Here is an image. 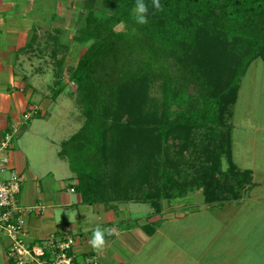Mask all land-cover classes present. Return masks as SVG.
<instances>
[{"label": "trees", "instance_id": "obj_1", "mask_svg": "<svg viewBox=\"0 0 264 264\" xmlns=\"http://www.w3.org/2000/svg\"><path fill=\"white\" fill-rule=\"evenodd\" d=\"M144 2L143 25L134 19L136 0L82 2L73 37L87 47L70 80L86 119L60 152L80 177L74 189L85 204L117 210L136 201L156 214L164 200L195 190L207 202L229 199L226 189L239 199L253 171L233 160L231 118L242 78L254 60H264V0H160L161 11ZM59 63L60 85L65 57ZM156 81L160 105L150 96ZM171 139L181 141L179 160L170 156ZM189 151L198 161L184 159Z\"/></svg>", "mask_w": 264, "mask_h": 264}, {"label": "rangeland", "instance_id": "obj_2", "mask_svg": "<svg viewBox=\"0 0 264 264\" xmlns=\"http://www.w3.org/2000/svg\"><path fill=\"white\" fill-rule=\"evenodd\" d=\"M82 2L12 0V8L0 10L3 21L12 20L20 26L27 21L36 22L41 26V44L32 55V66L27 69L30 76L36 75L38 83H42L48 92L67 83L61 94L54 98L50 95L52 104L44 109L47 114H31V128L19 134L16 130L13 141L21 150V145H25L29 157L36 160L31 161L35 169L43 167L44 173L53 170V188L63 192H69L67 189L75 181L78 183L79 176L71 168L69 154L63 156L60 152L64 142L80 130L86 119L76 84L70 80L72 69L87 47L73 37ZM29 3L33 6L30 9ZM55 22L62 28L54 29ZM54 36L57 39L59 36L60 45ZM62 57H65V63L59 85L56 81ZM16 71L21 75L25 72L21 68ZM161 83L156 81L150 88V96L157 105L163 97ZM189 92H196L193 84L189 86ZM231 122L233 160L240 170L253 171V184L241 190L239 199H234L232 192L226 189L224 194L229 199L207 202L202 190H195L184 198L171 202L164 200L160 214H156L149 204L136 201L120 202L117 210L109 211L103 202L87 204L81 213L75 204L59 210L60 221L69 220L60 233L76 239L83 232L91 238L95 228L107 230L103 219L116 217L110 228L114 225L117 233L106 235L104 255L96 251L97 256H89L95 258L96 264H264V60L261 58L251 63L241 80ZM193 137L199 140L201 133L196 130ZM180 142L172 139L168 142L174 160L181 159ZM196 156L197 153L190 151L183 155L186 160L198 161ZM228 162L224 155V169ZM186 170L193 171L187 165ZM7 175L4 172L1 177ZM20 179L23 184L21 176ZM76 195H71L74 201ZM146 224L155 226L156 233L148 234L144 228Z\"/></svg>", "mask_w": 264, "mask_h": 264}, {"label": "crops", "instance_id": "obj_3", "mask_svg": "<svg viewBox=\"0 0 264 264\" xmlns=\"http://www.w3.org/2000/svg\"><path fill=\"white\" fill-rule=\"evenodd\" d=\"M11 1L12 0H0V10L12 8ZM31 6L32 5L29 3L28 8L30 9ZM57 23L58 22H55V24L52 25L54 29H58L61 26ZM60 28H62V26ZM0 32L1 142L6 133H12L13 135L16 130V133L19 134L26 129H30L32 126L30 123L34 112V116L37 115V112L41 116L47 114V112H44V109L47 105L52 104L49 97L51 94L53 97L54 91L50 89V92L46 91L44 88L45 86H43L42 83H38L39 78L36 77V75L30 76L27 72V69L33 64L32 55H34L41 44V26L37 25L36 22L29 23L28 21L25 25L20 26L16 25L12 20L6 22L0 19ZM54 38L57 40L56 43L60 45L59 36L58 39L56 36H54ZM19 68L26 72L22 74L23 76L16 71V69ZM26 114L30 115L28 119L25 118ZM14 136L15 134L12 136L8 156L9 165L14 167L24 180L19 194V202L23 206L43 205L44 207L41 213L33 211L26 214L27 228L29 231L27 241L39 242L44 240L51 232H61L65 230L63 225H66L69 220L60 221L59 212L62 208L73 207L77 204L76 208H78L79 213H81L83 212V207H87V204L82 202V196L77 190H71V188H74L76 181L67 189L69 192H63L61 189H54L53 181L55 180V174L53 170L45 172L46 175H44L43 167L35 169L32 162L36 160L29 157L24 148V144L21 145L23 148L22 150L15 147L13 142ZM32 138H34V136ZM44 156L45 155H43V157ZM48 174L52 175L48 176ZM72 193L77 194L75 201L72 199ZM86 216L88 215L86 214ZM103 220L107 225V229L113 230L115 228L114 225L110 228V224L113 220L116 221V217L109 216L107 219ZM78 223L79 221L77 224ZM113 231H115V229ZM80 235V237L76 238V249L78 254L83 257L92 255L97 256L96 251L93 250L89 244L91 238L85 236L83 232H81ZM7 244V241H0V264H14L7 257ZM100 254L104 255V251L102 250Z\"/></svg>", "mask_w": 264, "mask_h": 264}, {"label": "built area", "instance_id": "obj_4", "mask_svg": "<svg viewBox=\"0 0 264 264\" xmlns=\"http://www.w3.org/2000/svg\"><path fill=\"white\" fill-rule=\"evenodd\" d=\"M29 114L25 118H29ZM12 133L0 142V241H7V257L14 264H96L95 258L81 257L76 239L60 231L44 240L29 242L26 214L44 210L43 205L23 206L19 202L22 182L18 171L9 165ZM8 175L2 178V173ZM74 191V188H71Z\"/></svg>", "mask_w": 264, "mask_h": 264}, {"label": "clouds", "instance_id": "obj_5", "mask_svg": "<svg viewBox=\"0 0 264 264\" xmlns=\"http://www.w3.org/2000/svg\"><path fill=\"white\" fill-rule=\"evenodd\" d=\"M148 5L144 2V0H136V6L133 9L134 19L137 24H147L148 23ZM152 7L155 11H161L162 5L160 4V0H152ZM116 234L112 229L103 230L100 227L94 229L91 239L89 240V244L95 251H102L104 249L106 240L105 237L112 236Z\"/></svg>", "mask_w": 264, "mask_h": 264}]
</instances>
